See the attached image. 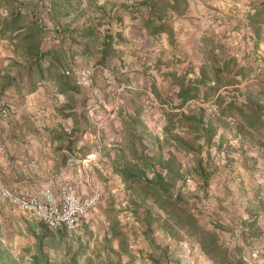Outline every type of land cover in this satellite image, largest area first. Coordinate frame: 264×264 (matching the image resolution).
<instances>
[{
  "label": "crops",
  "instance_id": "crops-1",
  "mask_svg": "<svg viewBox=\"0 0 264 264\" xmlns=\"http://www.w3.org/2000/svg\"><path fill=\"white\" fill-rule=\"evenodd\" d=\"M19 1L24 5L21 11L26 14L25 23L32 17L39 18L49 29L54 26L53 21L59 23L65 33L63 39L42 43L44 49L53 48L54 57L51 58L58 65L72 69L74 74L80 70L101 68L98 75L95 71L91 76L93 89H101V97L96 95L93 98L91 89L81 84V92H74L72 101L68 100V95L58 92L59 97L48 99L47 94L51 89L49 82L53 80L46 75V71L45 78L37 80L36 89L30 91V80L22 72L23 65L30 61V57L25 56L22 43L10 42L8 38L0 39V98L10 96L17 105L13 120H0V146L3 147L0 153V175L11 188L27 184H34L39 189L46 186L55 188L68 179L78 184L83 196L87 195L90 192L88 179L93 178L89 170L93 165L104 164L106 150L110 148L115 153V147L123 144V127L118 114L124 106L132 112V93L138 89L130 83L143 76L149 83H154L161 93L159 86L163 85L166 91L162 94H166L171 90L170 77L163 78L153 68L155 63L160 65V71L174 70L177 74L187 72L186 78L196 77L208 50L201 37L209 36L215 42L222 43L224 58L234 55L238 63H243L237 52L244 55L249 52L246 56L248 59L257 56L264 60V25L261 42L253 50L251 37L254 31L242 18L243 13L234 16L223 14L220 21L216 16L217 11L212 7L218 4L217 1L205 7L200 0H196V4L187 0L183 11L170 9L161 20L171 25V34L166 31L153 33L147 28L150 13L146 6L140 4L144 0H0V27L4 19L18 9ZM49 8L51 10L46 13L44 10ZM131 9L135 11L130 13ZM231 17L233 21H242L243 37L233 31L229 36ZM158 23L160 21L156 19L155 24ZM88 29L92 32L79 39L77 33ZM107 33L115 40V50L102 57ZM253 65H256V60ZM7 77H14L15 80L9 87L6 85ZM43 99H47L48 106L38 119H34L36 117L31 114L34 109H22L24 102H41ZM100 102L103 107L97 109L101 106ZM61 108L71 112V115L59 114ZM55 109L58 114L54 113ZM94 114L99 115L104 130L109 133L111 130L107 119L117 120L114 127L116 129L119 126L116 129L119 137H115L114 141L111 136L107 137L108 143L98 140V143L95 141L97 144H93L87 140L84 136L91 131L88 126L90 121L95 123ZM53 115H56L54 120L50 119L53 121L46 120ZM42 120L48 122L49 126L41 125ZM62 121L67 122V126ZM83 130L84 140L77 136ZM100 143L103 145L102 152H98L94 160L85 161L86 155L94 151L97 145L101 146ZM245 144L254 151L264 149V146L255 143ZM113 158L114 154L108 156L107 164L113 163ZM88 164L87 172L85 166ZM28 216L0 198V264H7V253L10 260L15 261L14 264H33L34 258L38 256L47 260L48 264H53L47 254L49 251H46L43 242H39L43 229L49 231L46 224L34 218L29 219Z\"/></svg>",
  "mask_w": 264,
  "mask_h": 264
},
{
  "label": "rangeland",
  "instance_id": "rangeland-1",
  "mask_svg": "<svg viewBox=\"0 0 264 264\" xmlns=\"http://www.w3.org/2000/svg\"><path fill=\"white\" fill-rule=\"evenodd\" d=\"M191 1L196 4V0ZM200 1L205 7L217 1L218 4L212 7L217 11L216 16L220 21L223 19V14L228 13L234 16L243 13L242 18L248 23L246 14L252 11V7L264 6V0ZM229 22H232L229 36L233 31L235 34L239 32L243 37L242 21H233L231 17ZM52 41L57 40L52 38L47 42ZM237 56L240 60L246 57L241 52H237ZM256 58L258 59L257 56ZM261 60L263 61L262 58ZM81 71L88 72L89 75L92 72V70ZM91 76L90 82L82 84L91 89V96L94 98L101 93V89H93ZM49 83L51 89L47 98L59 97L55 85L51 81ZM130 84L138 88L134 91L140 93L136 102L141 106L142 95L145 93L143 90L150 91L148 89L150 83L146 77L141 76ZM159 88L162 93L166 91L163 85ZM133 94L134 92L132 96ZM3 99L0 98V104ZM7 99L12 100V97L7 96ZM156 102H158L157 99ZM100 104L101 106L97 109L103 107V103L100 102ZM191 104L195 105L197 102H191ZM130 105L133 107L132 102ZM205 106L211 112L214 111L210 104ZM124 107L127 109L126 106ZM159 108L155 105L150 114L143 111L141 116L150 132L149 136H143L145 152L150 156L157 154L159 150L165 153L168 149L166 144L160 147L154 141L155 135L162 137L163 116L154 113ZM50 113L52 114L51 111ZM54 113L58 114L57 109ZM31 114L36 117L34 119H38L41 115L37 110ZM55 116H49L46 120H54ZM93 117L95 123L90 121L88 125L91 131L84 136L83 130L77 136L82 138L83 135L93 144L96 143L95 141L98 143V140L101 143H108L109 136L112 137V141L115 137H119V131L116 130L119 126L116 129L114 127L117 120L107 119L111 130L109 133L104 130L99 115L94 114ZM42 122H40L41 125L49 126L48 122L43 120ZM62 122L67 126V122ZM124 134L127 135V132H124L123 136ZM217 139L216 136L212 146L204 147L200 153L204 160L209 159V171L215 172L205 189L199 187L201 184L198 178L191 172L194 156L178 153L182 163V174L185 176V182L180 189L182 197L179 202L185 212L176 209L172 217L167 216L166 212L151 198L141 202L137 195L127 188V184L121 175L115 172L112 163L107 164V157L114 154L112 149L105 151L104 164L93 165L89 172V164L86 165L85 169L91 173L95 184L101 189V200L79 225L71 228H48L51 233L47 234H44L43 230V244L46 251H49L47 254L51 257L52 263L70 264L75 261L74 264H240L237 260L241 259L242 264H264V149L259 148L258 151H254L244 143L242 148L236 150L238 141L233 138L232 132L227 130L226 145L224 144L222 151H217ZM98 146L100 145L90 152L95 154L102 152L103 145L101 144L100 148ZM255 196L258 198L255 199ZM135 199L139 202L137 206ZM135 207H137L136 210ZM146 213H148L147 218L143 222L136 219V215L144 218ZM188 213L193 216L191 226H187L186 222ZM28 218L33 219L30 216ZM145 227H147L146 234L143 231ZM205 228L215 229L218 234V248L210 252L203 250L197 235L198 230ZM115 231L122 237L124 243L122 247H119V239L112 237L111 233ZM57 246L59 248H56Z\"/></svg>",
  "mask_w": 264,
  "mask_h": 264
},
{
  "label": "trees",
  "instance_id": "trees-1",
  "mask_svg": "<svg viewBox=\"0 0 264 264\" xmlns=\"http://www.w3.org/2000/svg\"><path fill=\"white\" fill-rule=\"evenodd\" d=\"M144 1L140 4L146 6L150 13L146 26L153 33L166 31L171 34V25L167 21H162L161 18L166 16L170 9L183 11L187 6V0ZM17 3L18 9L4 19L0 27V39L8 38L10 42L22 43L25 56L30 57V61L23 65L22 70L30 80V91L36 89L37 80L45 78L44 72L46 71V75L52 78L57 92L68 95V100L72 101V94L81 92L82 83L78 82L77 74H74L72 69L63 68L51 58L54 57L53 48L44 49L42 47V43H49L42 40L47 32L52 34L51 40L55 38L57 41H61L65 33L57 20L53 21L52 29L46 28L37 17H32L28 23H25L26 14L21 11L24 5L20 1ZM50 10L51 8L44 11L48 13ZM134 11L135 9H131L130 13ZM246 17L247 24L254 31L251 37L254 50L261 42L260 30L264 25V6H253L252 11L248 12ZM156 19L160 23L155 24ZM55 28H59V35L54 36L53 33L58 30ZM91 32L88 29L77 33L79 36L77 37L85 38ZM201 39L208 50L196 77L186 78L187 72L177 74L174 70L160 71L158 63H155L153 67L163 78L170 77L171 90L166 94H162L154 83H150L148 87L159 102L157 105L160 107L164 122L162 137L155 135L154 141L160 147L164 144L168 146L165 153L159 150L157 154L150 156L145 152L143 136H149L150 132L141 119L143 106L136 102L140 96L139 91H134L132 112L124 107L118 114L123 133L127 132V135L123 136V144L114 149L112 165L115 172L121 175L127 188L131 189L141 202L151 198L166 212L167 216L171 217L176 209L185 212L179 202L182 197L180 189L182 183L185 182V176L182 174V163L178 158V153L194 156L190 169L198 178L201 184L199 187L205 189L215 172L209 171V159L204 160L200 153L204 147L212 146L216 136L218 137L217 151H222L226 145L227 130L231 131L233 138L238 141L236 150L242 148L245 142L264 146V60L244 57L243 63H238L234 55L224 58L223 45L219 41L215 42L209 36H203ZM114 41L113 37L107 33L101 51L102 57L113 53ZM201 50L204 48L201 47ZM247 54L246 52L245 55ZM254 60H256V65H253ZM91 75H94V72L89 75V82ZM14 81V77H7V87ZM191 102H197V104L192 105ZM205 104H210L214 111L207 109ZM63 108L60 109L59 114L70 116L71 112H65ZM134 202L136 206L139 203L136 199ZM147 214L144 218L136 215V219L143 222ZM192 220L193 216L188 213L187 226L192 225ZM146 228L143 230L145 234ZM43 230H45L44 234L50 233L47 229ZM111 234L112 237L119 239V247H122L124 243L121 235L117 231ZM197 235L201 247L206 252L218 248V234L215 229L198 230ZM42 238L39 239L40 244L43 242ZM38 255L41 257V254ZM238 261L242 264L241 259ZM14 263L15 261L10 260L7 253V264ZM74 263L75 261L70 264ZM33 264H48V261L38 256L34 258Z\"/></svg>",
  "mask_w": 264,
  "mask_h": 264
},
{
  "label": "built area",
  "instance_id": "built-area-1",
  "mask_svg": "<svg viewBox=\"0 0 264 264\" xmlns=\"http://www.w3.org/2000/svg\"><path fill=\"white\" fill-rule=\"evenodd\" d=\"M54 27V26H53ZM52 27V28H53ZM51 28V29H52ZM55 35H59V28ZM52 34L47 32L43 36V42L51 39ZM101 68L96 67L92 72L99 73ZM68 73V71H66ZM88 72L81 71L77 74L79 83H86L88 81ZM53 84V82H52ZM145 93L142 95V105L144 112L150 114L153 105H157L154 95L148 91L143 90ZM47 100L37 102L36 100L24 103L22 109H34L41 115L47 109ZM17 113V105L13 100L4 97L0 104V120H13V116ZM154 113L161 115L160 108L155 110ZM13 122V121H12ZM11 122V123H12ZM100 148V146H98ZM3 147L0 146V153ZM96 157L94 152L86 155L85 161L90 162ZM90 192L83 196L78 184L73 180H63L55 188L43 187L37 188L34 184L21 185L11 188L0 175V197L7 202L11 207L25 212L30 217L40 220L46 224L49 229H57L60 227H75L85 220L91 210H93L101 200L102 192L93 178H89Z\"/></svg>",
  "mask_w": 264,
  "mask_h": 264
}]
</instances>
